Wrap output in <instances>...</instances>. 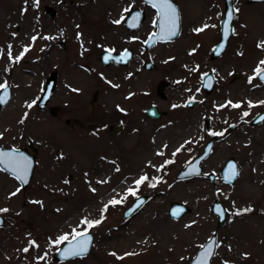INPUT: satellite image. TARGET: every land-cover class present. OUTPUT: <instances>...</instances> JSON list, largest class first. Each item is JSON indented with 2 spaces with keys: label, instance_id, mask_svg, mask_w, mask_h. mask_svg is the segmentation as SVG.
<instances>
[{
  "label": "rangeland",
  "instance_id": "1",
  "mask_svg": "<svg viewBox=\"0 0 264 264\" xmlns=\"http://www.w3.org/2000/svg\"><path fill=\"white\" fill-rule=\"evenodd\" d=\"M174 1L179 36L145 51L142 44L155 29V11L142 3L147 16L131 33L124 19L114 23L141 0H42L38 6L33 0H0V84L12 90L0 108V144L25 147L30 137L37 148L25 188L0 168V209H8L0 212L6 216L0 227V264H187L213 232L219 246L210 264H264V121L249 125L264 109V82L254 78L249 83L264 60V47L252 54L256 41L264 39V0H233L232 34L216 58L210 55L219 39L224 1ZM45 3L56 8L53 18L45 15ZM100 24L104 29L92 37ZM198 28L204 30L194 31ZM25 47L29 51L14 62ZM124 47L135 53L126 66L100 61L101 51ZM146 59L155 63L153 69L143 68ZM205 71L215 78L209 94L200 84ZM50 72L57 75L56 87L41 107L38 97ZM161 80L170 83L164 97L157 93ZM189 98L195 101L192 107L185 105ZM228 101L241 106L221 107ZM151 103L166 114L148 118L144 109ZM231 123L235 127L229 130ZM211 132L224 133L216 135L213 152L202 163L215 181L176 182L178 170L202 150ZM229 156L238 164L233 184L219 175ZM142 175L149 180L137 188ZM129 189L136 195H127ZM139 194L151 199L125 220L123 210ZM121 197L126 198L120 204L109 205ZM216 197L227 210L219 227L210 210ZM171 200L191 210L174 219L167 215ZM105 205L102 222L87 229L93 234L89 252L53 261L64 242L56 245L55 240L71 238L73 229L85 231L80 221L100 219ZM246 208L252 211L234 214Z\"/></svg>",
  "mask_w": 264,
  "mask_h": 264
},
{
  "label": "water",
  "instance_id": "2",
  "mask_svg": "<svg viewBox=\"0 0 264 264\" xmlns=\"http://www.w3.org/2000/svg\"><path fill=\"white\" fill-rule=\"evenodd\" d=\"M249 1H259V0H249ZM170 3H172V5L177 9V13H178V30H177V35L172 36L170 38H165V39H158V38H153L152 40L149 39L150 35L153 33H159L160 29L158 27V23H159V18H158V13H157V20H156V30L151 32L149 34V36L147 37V39L145 40L144 43V48L146 50H149L156 42H165V41H170L175 39L179 33H180V14H179V9L177 4L173 1L170 0ZM150 6L151 4L148 3ZM224 4H225V8H224V14L223 17L220 21V37L219 40L217 41V43L214 45L212 52H211V58H215L217 56H219L224 49L227 46V42L228 39L231 35L232 32V22H233V18L232 20L229 22V26H228V35L227 38H225L224 35V22L227 19V15L228 13L231 11L233 14V9H234V4H233V0H224ZM46 10V14L49 16H53L54 15V10L51 9V7L49 5H46L45 7ZM155 9V8H154ZM156 10V9H155ZM157 11V10H156ZM136 13H139V19L135 22L137 24L136 27H129V24L132 23V16L135 15ZM144 18V12L142 10H140L139 8H134L132 9L129 14L126 16L125 20H124V24L126 26L127 29L130 30H135L141 23L142 19ZM61 45H63V43H61ZM221 45L223 47H221ZM125 50L129 53V56L127 57L126 60L124 61H119L118 58L121 56L122 53L125 52ZM111 55V59H109L107 62H105V56L106 55ZM133 57V51L130 48H126L120 52H113L111 50H105L103 52L100 53V60L105 64L108 65L111 61H113L116 64H120V65H125L129 62V60ZM143 66L147 69H152L154 68L155 64L152 60H146L143 63ZM207 74L206 76L204 74ZM202 77H201V86L202 88L205 90L206 93H209L212 90L213 84H214V75L211 72H205ZM258 79H260L258 77ZM211 81V86L208 87L206 86V84H208V82ZM56 85V73L51 72L46 80L45 83V87L42 91V93L39 96V101L38 104L39 106H45L48 99L50 98L54 88ZM168 85V81L166 80H162L160 81L158 88L160 90V93H163V89L164 87H166ZM7 93H8V98L6 100L5 103L0 104V108H2L3 106H5L8 101L11 98V88L10 85L7 84ZM4 94V89L0 90V96H2ZM191 101V102H190ZM194 104V100L189 99L186 101V105L187 106H192ZM146 114L148 116L151 117H158L164 114V111H158L156 106L151 105L146 109ZM261 117H264V110L257 112L251 119L250 124L251 125H255V124H259L261 123L263 120L261 119ZM235 125L232 123L229 127V129H232ZM114 130H117V127L114 128ZM216 140V136L215 135H211L210 138L208 139V141H206V143L203 146V150L201 153H199L198 155H196L191 161H189L184 167H182L180 169V171L178 172V174L176 175V180L177 181H181L184 179H191V178H195V177H200L202 176L203 172H202V161L204 159H206L212 152V146L214 144ZM28 146L31 147L32 151H36V148L32 145V141L30 138H28ZM0 152L3 153H15L16 155H20L23 156L25 158H27L28 161H30V168L28 169V173H27V182L26 183H22L21 181H19L20 185L25 188L32 176L33 173V169L35 166V155L33 153H30L28 151V149L25 148H16V147H12V146H2L0 144ZM230 165H234L236 167V170L238 171V167H237V162L235 160V158L233 156H229L225 163L223 164V166L220 168V175L223 181H225L226 183L229 184H233L235 181L234 179H231V181H226L225 176L227 174L230 173ZM0 167L7 171L10 175H12L13 177H15V174L9 170L6 169L4 164H0ZM207 178L210 179L211 181H214V174L213 173H208L207 174ZM142 201V203H141ZM148 198L146 197V195H138L135 197V199L132 201V203L126 207L123 211V217L125 219H128L132 216H134L140 209H142V207L147 203ZM217 209H219L220 211L218 212ZM190 210V207H188L185 203L183 202H179V201H170V206L169 209L167 211L168 215L173 216V212H176L177 215L174 218H179L180 216H182L183 214H185L186 212H188ZM211 211L217 216V223L216 226H220L222 225V223L225 220L226 217V209L224 207V205L222 204V202L218 199L215 198L212 201V205H211ZM5 220V217L0 215V226L3 225ZM88 235L91 237L89 243H88V250L90 249L93 237H92V233L91 232H87ZM209 241H214L216 243V233H212L210 235V237L197 249L195 255L192 257V259L189 261L188 264H197L198 259L201 256V253L204 251V248L202 246H206L208 244ZM76 243V241H72V238L66 240L57 250L56 252L53 254L52 258L53 260H58V261H64V260H68L70 258H74V257H79V256H74V257H65L64 255V249L67 248L69 246V243ZM214 247V251H215ZM86 252V253H87ZM85 253V254H86ZM83 254V255H85ZM80 255V256H83ZM213 256V255H212ZM212 256L210 258H208V264H210V260L212 258Z\"/></svg>",
  "mask_w": 264,
  "mask_h": 264
},
{
  "label": "snow or ice",
  "instance_id": "3",
  "mask_svg": "<svg viewBox=\"0 0 264 264\" xmlns=\"http://www.w3.org/2000/svg\"><path fill=\"white\" fill-rule=\"evenodd\" d=\"M146 3H150L153 8L157 10L158 13V18H159V23L158 27L160 29L159 33H153L150 35L149 39L152 40L153 38H158V39H165V38H170L172 36L177 35V30H178V13L177 9L170 3V0H145ZM39 0H33V5L38 6ZM131 10V7L124 9V12H128ZM238 11V10H237ZM233 14L230 11L227 15V19L224 22V35L225 38H227L228 35V26L229 22L232 20ZM124 19L123 13L121 15L120 20L114 21L116 24H120L121 21ZM139 19V13H136L135 15L132 16V23L129 24V27H136L137 24L135 23ZM204 27H208L205 25ZM214 27V26H213ZM204 28H198L195 29L194 31L196 32H201L203 31ZM77 38L79 39V34H77ZM37 39L36 36L32 37V41L34 42ZM44 39H52V37H44ZM221 47H223L221 45ZM257 47H264V41H261L258 43ZM9 49H11V46H9ZM29 51V47H25L18 56L14 58V62H19L23 56L25 55L26 52ZM194 51V50H193ZM9 59L12 60V54L11 51L9 50L8 52ZM129 56V53L125 50L124 53L121 54V56L118 58L119 61H124L127 59ZM111 55L105 56V62H107L109 59H111ZM264 60H261L257 67L254 69V76L249 77V83L252 82V80L256 77H259L260 80L264 81ZM196 69H192V71H195ZM205 76L207 75L206 73L204 74ZM203 78V77H202ZM206 86L210 87L211 86V81L206 84ZM118 87V85H116ZM0 89H4V94L0 96V104H3L6 102L8 98V93H7V84H0ZM191 102V101H190ZM264 103V102H261ZM35 104V101L32 102V104H28L27 106L29 108L32 107V105ZM227 105H231L233 108H239L241 105L239 103H232L231 101H228L226 105H221V107H225ZM253 105L249 103V107H252ZM175 107V106H174ZM27 115V114H25ZM248 112L242 113V116H248ZM262 120H264V117H261ZM21 123H23V120H21ZM210 135H220L223 136V132H211L209 133ZM179 151V149H177ZM175 155V153H174ZM167 163H171V161H166ZM0 164H4L6 169L11 170L15 174V178L22 183L27 182V173L28 169L30 168V161L27 160V158L16 155L14 152L13 153H3L0 152ZM230 173L225 176L226 181H231V179H234L239 173L236 170V167L234 165H230ZM119 169H117L118 171ZM155 179V178H154ZM149 180V177L147 175H142L138 180L135 181V185L137 188L145 183L146 181ZM151 187H155V184H150ZM19 189H17V192ZM11 195H16V193H12ZM127 195H136L135 190L129 189ZM126 197H121V199H112L109 201V205H117L122 202V200ZM34 203H39V202H34ZM142 203V201H141ZM109 205H105L103 209H101V218L97 220H88L87 218L82 219L80 221L81 225L85 226V231H77L76 229H73L72 231V241H76V243H69V246L64 249V255L65 257H74V256H80L83 255L87 252L88 250V243L91 239V237L87 233V229H90L92 227H95L99 225L104 216V212L107 211V208ZM8 209H0V212H6ZM219 212L220 210L217 209ZM252 211L251 208H246L241 211H238L234 213L235 215H241L243 212H250ZM177 215L176 212H173V216L175 217ZM79 227V226H78ZM187 227V226H186ZM69 237L68 235H62L58 237L55 240V244L59 245L63 241L68 240ZM30 244H34V242L30 241ZM219 245L216 244L214 241H209L206 246H202L204 248V251L201 253L200 258L197 261V264H208V258H210L212 255H214V247H218ZM23 251L27 252L28 249L25 248ZM112 255H115L113 253ZM43 259V257H41Z\"/></svg>",
  "mask_w": 264,
  "mask_h": 264
},
{
  "label": "bare ground",
  "instance_id": "4",
  "mask_svg": "<svg viewBox=\"0 0 264 264\" xmlns=\"http://www.w3.org/2000/svg\"><path fill=\"white\" fill-rule=\"evenodd\" d=\"M104 29L103 25L100 24L98 29L95 31H92V37H98L99 33ZM260 34H264V27L262 29V32H260ZM261 41H264V39L261 40V37L258 41H256V48L253 51V55H258L261 52V47H257L258 43H260ZM197 53V52H196ZM176 59V57L174 58V60Z\"/></svg>",
  "mask_w": 264,
  "mask_h": 264
},
{
  "label": "flooded vegetation",
  "instance_id": "5",
  "mask_svg": "<svg viewBox=\"0 0 264 264\" xmlns=\"http://www.w3.org/2000/svg\"><path fill=\"white\" fill-rule=\"evenodd\" d=\"M40 1H42V0H39V2H40ZM142 3L144 4V2L142 1V2H141V5H140V4H137V5H134L133 7H140V8H142V9H144ZM45 4H50V3H45ZM45 4H44V5H45ZM133 7H131V8H133ZM145 11H146V10H145ZM128 12H129V11H128ZM128 12H127V13H128ZM145 13H146V16H147V12H145ZM129 33H131V32H129ZM138 46H140V45L138 44ZM142 46H143V44H142ZM157 93H158V90H157ZM151 104H152V103H151ZM154 104H155V103H154ZM153 119H156V118H153Z\"/></svg>",
  "mask_w": 264,
  "mask_h": 264
}]
</instances>
